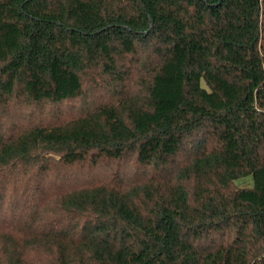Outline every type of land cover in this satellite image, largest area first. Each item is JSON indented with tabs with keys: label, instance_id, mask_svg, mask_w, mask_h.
Returning a JSON list of instances; mask_svg holds the SVG:
<instances>
[{
	"label": "trees",
	"instance_id": "1",
	"mask_svg": "<svg viewBox=\"0 0 264 264\" xmlns=\"http://www.w3.org/2000/svg\"><path fill=\"white\" fill-rule=\"evenodd\" d=\"M0 264H264V0H0Z\"/></svg>",
	"mask_w": 264,
	"mask_h": 264
},
{
	"label": "rangeland",
	"instance_id": "2",
	"mask_svg": "<svg viewBox=\"0 0 264 264\" xmlns=\"http://www.w3.org/2000/svg\"><path fill=\"white\" fill-rule=\"evenodd\" d=\"M239 183L242 184V185H251L252 184V180L250 178H247V179H243Z\"/></svg>",
	"mask_w": 264,
	"mask_h": 264
}]
</instances>
